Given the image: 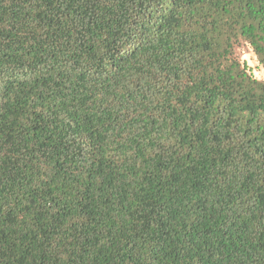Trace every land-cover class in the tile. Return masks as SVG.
<instances>
[{"label": "trees", "instance_id": "trees-1", "mask_svg": "<svg viewBox=\"0 0 264 264\" xmlns=\"http://www.w3.org/2000/svg\"><path fill=\"white\" fill-rule=\"evenodd\" d=\"M264 0H0V264H264Z\"/></svg>", "mask_w": 264, "mask_h": 264}, {"label": "rangeland", "instance_id": "rangeland-1", "mask_svg": "<svg viewBox=\"0 0 264 264\" xmlns=\"http://www.w3.org/2000/svg\"><path fill=\"white\" fill-rule=\"evenodd\" d=\"M242 59L246 61L248 67H250V71L254 75V77L258 79H264V70L259 65V63L253 58L252 54L245 53L242 55Z\"/></svg>", "mask_w": 264, "mask_h": 264}]
</instances>
